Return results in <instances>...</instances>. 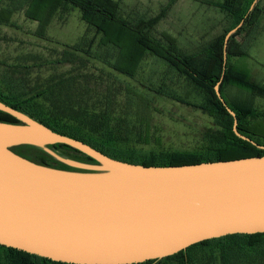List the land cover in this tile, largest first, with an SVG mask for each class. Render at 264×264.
Here are the masks:
<instances>
[{"label":"water","instance_id":"95a60500","mask_svg":"<svg viewBox=\"0 0 264 264\" xmlns=\"http://www.w3.org/2000/svg\"><path fill=\"white\" fill-rule=\"evenodd\" d=\"M245 19L225 36V62ZM220 83L234 132L264 149L239 131ZM0 110L20 121H0V245L67 263L134 264L211 238L264 232V155L147 166L113 158L1 100ZM56 143L97 162L61 155L49 146ZM18 145L72 168L38 163L12 150Z\"/></svg>","mask_w":264,"mask_h":264},{"label":"trees","instance_id":"16d2710c","mask_svg":"<svg viewBox=\"0 0 264 264\" xmlns=\"http://www.w3.org/2000/svg\"><path fill=\"white\" fill-rule=\"evenodd\" d=\"M202 2L217 7L230 24L223 33L215 36L194 52L186 51L180 45L177 36L168 31H163L161 37L152 34V29L166 13L169 5L164 6L163 11L158 15L148 19L138 17L132 20L121 13L118 0H8V4L0 6V23L11 22L14 12L24 7L29 18L40 22L38 30L41 34L45 33L46 26L57 14L61 13L62 16L71 7L79 8L83 20L94 27L97 34H101L100 45L116 49L115 59L104 62L111 69L127 77L137 75L139 67L148 55H153L164 62L168 71L184 77L198 89L202 99L198 102L190 101L163 86L142 83L143 89L206 110L217 118L215 128L219 129L221 135L215 134L216 140L212 139L200 151L141 154L134 147V143H147L151 140L149 120L152 100L145 93L130 86L126 87L127 95L136 103L138 120L129 119L127 122L123 116L114 117L110 104L103 106L100 110H91L88 102L82 99L78 100L77 104L72 103L71 95L66 93L60 81L52 82L44 91L24 98L16 94L6 95L0 89V100L57 132L82 140L113 158L132 163L147 166L184 165L264 155L263 148L239 137L234 132V117L215 89L221 81V94L236 112L239 131L264 145V136L257 129L264 124V119L259 118L252 105L232 103L225 94V87L238 86L253 95L264 97V83L253 80L251 73L236 61L237 58L248 56L249 46L233 41L242 33L247 37L251 34L249 37L253 39L260 32L264 17V0H258L248 15L254 0H202ZM245 17L243 25L229 40L225 62V36ZM65 52L68 55L77 56L75 52ZM85 88L88 91L90 89L88 86ZM43 96L51 103L46 110L37 102V99ZM68 99L71 101H66ZM127 103H130L129 100ZM251 116L258 117V120L251 122L248 119ZM0 121L20 123L16 117L2 110H0ZM137 123L144 124L145 127L140 129ZM29 146H13L12 150L38 163L59 168H72L35 146L32 147L38 149L39 156H29L26 152ZM49 146L61 155L85 162H97L88 154L70 145L56 143ZM197 253H202L210 264H253L255 256L264 254V232L235 233L211 238L195 243L173 255L134 264H197ZM0 264L75 263L54 261L14 247L0 245Z\"/></svg>","mask_w":264,"mask_h":264},{"label":"rangeland","instance_id":"374dc122","mask_svg":"<svg viewBox=\"0 0 264 264\" xmlns=\"http://www.w3.org/2000/svg\"><path fill=\"white\" fill-rule=\"evenodd\" d=\"M118 1L121 13L131 20L138 17L148 19L169 5L151 32L156 37H161L163 31L174 34L188 52L198 50L223 33L230 24L217 7L204 4L202 0ZM3 4H8V0H0V6ZM261 25L260 32L253 39L248 34V41L242 33L233 41L249 46L248 56L236 61L251 73L253 80L264 83V17ZM39 28L40 22L29 18L24 7L14 12L11 22L0 23V89L6 95L16 94L24 98L60 81L66 93L71 95L72 103L77 104L82 99L88 102L91 110H100L110 104L114 117L123 116L127 122L129 119L138 120L136 103L127 95L126 87L130 86L152 100L151 140L134 143L141 154L200 151L212 139L216 140L215 134L221 135L215 128L217 118L206 110L143 89L142 83L163 86L190 101L202 99L198 89L184 77L168 71L167 65L155 56L145 58L135 77H127L111 69L104 61H113L116 49L100 45L101 34L83 20L79 8L71 7L62 16L57 14L46 26L45 33L41 34ZM65 51L75 52L77 56L68 55ZM225 94L232 103L252 105L259 118L264 119V97L238 86L225 87ZM37 102L45 110L51 105L44 96ZM248 119L255 122L258 117ZM137 127L141 129L145 125L137 123ZM257 129L264 136V124ZM27 148L29 156H39L37 148L31 145ZM196 255L197 264H210L202 253ZM262 255L255 256L253 264H264Z\"/></svg>","mask_w":264,"mask_h":264}]
</instances>
